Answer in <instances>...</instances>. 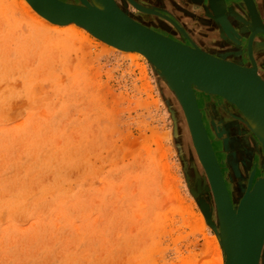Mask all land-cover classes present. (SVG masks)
<instances>
[{
	"label": "rangeland",
	"instance_id": "374dc122",
	"mask_svg": "<svg viewBox=\"0 0 264 264\" xmlns=\"http://www.w3.org/2000/svg\"><path fill=\"white\" fill-rule=\"evenodd\" d=\"M29 5L0 0V264H225L218 211L219 236L190 192L213 201L190 180L187 149L198 154L165 78L175 139L144 56Z\"/></svg>",
	"mask_w": 264,
	"mask_h": 264
},
{
	"label": "water",
	"instance_id": "95a60500",
	"mask_svg": "<svg viewBox=\"0 0 264 264\" xmlns=\"http://www.w3.org/2000/svg\"><path fill=\"white\" fill-rule=\"evenodd\" d=\"M26 1L36 13L54 25L75 24L115 49L138 52L144 56L153 69L161 97L170 112L173 121L172 137L175 139L177 123L173 109L165 99L161 87L166 81L162 79L158 70L167 74L173 89L170 85V87L167 84L166 86L173 92L181 106L193 146L197 148L200 157L198 159L206 173L213 201L204 195L197 197L193 190L190 192L196 199L206 223L216 235L213 208L215 207L219 212L223 211L230 220L231 245L224 242L223 238L220 239V244L224 248L225 264H259L264 245V174L254 185V173L252 174L247 190L235 209L207 134L193 87H210L211 91L203 88L201 91L206 95L220 97L238 109L246 107L247 104L245 97L238 93L239 87L254 90L264 101V79L255 62L252 60L253 65L245 67L213 56L199 48L177 42L136 21L127 11L119 7L115 0H104L107 12L94 8L87 0H79L86 8L72 6L63 0ZM204 2L216 16L220 14L219 5L212 0ZM193 3L203 7L196 2ZM224 4L229 8L238 4L247 15H253L249 27L251 37L248 48L251 50L250 44L254 37L264 36V25L259 19L254 1L233 0L230 5L225 1ZM140 9L151 13L142 7ZM221 27L223 41L233 45L231 31L226 26L221 25ZM256 139L260 141L258 137ZM201 189L199 191L202 192Z\"/></svg>",
	"mask_w": 264,
	"mask_h": 264
},
{
	"label": "flooded vegetation",
	"instance_id": "af4514ba",
	"mask_svg": "<svg viewBox=\"0 0 264 264\" xmlns=\"http://www.w3.org/2000/svg\"><path fill=\"white\" fill-rule=\"evenodd\" d=\"M115 1L139 23L177 42L199 48L213 56L245 67H251L254 61L264 79V36L254 37L250 44L252 45L251 50H249L251 37L249 27L253 15H247L238 4L232 5L231 8L224 4L225 1L227 5H230L233 0H212L220 7L218 16L207 7L204 2L206 0H193L204 7L198 6L196 10H190L191 8L185 10V7L190 6L188 4L190 0ZM253 1L259 19L264 25V0ZM134 4L151 13L139 11ZM220 24L231 31L234 39L233 45L223 41ZM242 31L246 33L243 34ZM196 95L207 134L235 207V195L243 193L241 192L242 187L247 190L252 174L254 173L253 185L264 174L259 143L242 125L240 113L235 107L219 97L201 95L199 92H196ZM186 158L188 174L192 178L190 180L195 190L200 189L197 188V184L208 186L206 173L197 160L196 152L191 154L187 149ZM192 164H194L193 169ZM235 168L243 178V186L238 182ZM213 214L215 215V207ZM259 264H264V245Z\"/></svg>",
	"mask_w": 264,
	"mask_h": 264
},
{
	"label": "bare ground",
	"instance_id": "6f19581e",
	"mask_svg": "<svg viewBox=\"0 0 264 264\" xmlns=\"http://www.w3.org/2000/svg\"><path fill=\"white\" fill-rule=\"evenodd\" d=\"M26 1V0H25ZM79 1V0H78ZM89 2V4L91 6H93L94 8L100 10V11H103V12H107V7L105 5V2L104 0H87ZM66 3L72 5V6H75V7H78V8H86V6L81 3L79 1V4L76 3V2H73V1H65ZM25 5V4H24ZM28 6V5H27ZM30 6V5H29ZM26 7V6H25ZM30 8V7H29ZM138 10L141 11L140 7L137 8ZM27 13V12H26ZM35 15V14H34ZM33 17V15H30ZM37 18V17H36ZM41 20V19H40ZM42 21V20H41ZM46 21V19H45ZM44 23V21H43ZM77 30V29H76ZM67 39H70L67 38ZM73 39V37H72ZM75 40V39H74ZM76 44V43H75ZM122 52V51H121ZM137 54H140L138 52H135ZM134 55V54H133ZM141 55V54H140ZM157 70V69H156ZM159 74L161 75V77L163 76L165 78V80L168 82V86L170 85L171 88L173 89L172 87V82L171 80L168 78L167 74L164 73L163 71L161 70H158ZM163 79V78H162ZM164 80V79H163ZM194 87V90L195 88H198L196 86H193ZM212 90V88L210 87H203V86H200L198 89L200 90ZM238 93L241 94L242 96L245 97V99L247 100V104H246V107H243V108H240L239 111L244 119V123L245 125L247 126V128L249 129V131L252 133L251 134H256L258 136V138L260 139V141L258 143L261 144L262 146V150H263V153H264V101L262 98H260L256 92L252 89H249L248 87L247 88H244V87H239L238 88ZM184 115V114H183ZM189 128V127H188ZM189 132V131H188ZM256 136V137H257ZM255 137V138H256ZM191 138V136H190ZM192 140V139H191ZM197 149V148H195ZM197 151V150H196ZM199 156V155H198ZM200 158V157H199ZM264 159V157H263ZM264 164V160L262 162ZM242 197V195H241ZM241 199V198H240ZM239 199V201H240ZM234 200H235V203L237 202V198L234 197ZM214 209V208H213ZM237 209V208H236ZM213 216V215H212ZM202 221V219H201ZM218 221L220 222V230H221V233H222V236L224 237L225 241L227 244L231 245V232H230V228H231V223H230V220L229 218L223 213V211H218ZM216 223V222H215ZM214 223V225H215ZM217 224V223H216ZM216 228V226H215ZM217 229V228H216ZM218 230V229H217ZM217 236L218 233H217ZM222 238V237H220ZM223 239V240H224ZM215 241V240H214ZM220 249H218V243L215 242V251L217 253H219ZM218 257H219V254H218ZM221 257V256H220ZM221 259V258H220Z\"/></svg>",
	"mask_w": 264,
	"mask_h": 264
},
{
	"label": "crops",
	"instance_id": "0c3cea01",
	"mask_svg": "<svg viewBox=\"0 0 264 264\" xmlns=\"http://www.w3.org/2000/svg\"><path fill=\"white\" fill-rule=\"evenodd\" d=\"M194 1L192 0V1H190L188 4L190 5V6H188V7H185L186 9H190V10H196V7L198 8V6H196L194 3H193ZM197 11H199V10H197Z\"/></svg>",
	"mask_w": 264,
	"mask_h": 264
}]
</instances>
